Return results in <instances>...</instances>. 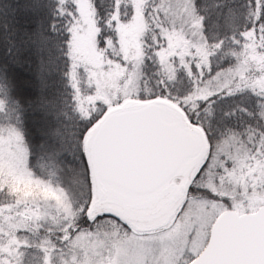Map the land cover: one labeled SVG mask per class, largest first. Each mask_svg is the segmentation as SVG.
I'll return each instance as SVG.
<instances>
[{"label": "trees", "instance_id": "obj_1", "mask_svg": "<svg viewBox=\"0 0 264 264\" xmlns=\"http://www.w3.org/2000/svg\"><path fill=\"white\" fill-rule=\"evenodd\" d=\"M191 1L203 38L193 47L179 43L156 3L138 0L141 29L130 34L133 0H86L95 69L114 75L133 69L137 81L129 98L171 102L204 131L207 157L188 194L205 193L209 171L222 166V156L215 165L212 159L225 139L247 146V157L232 163L251 185L247 190L257 191L264 187V84L258 72L264 0ZM77 20L75 0H0V123L19 133L32 176L62 190L71 205V214L45 218L41 207L1 189L0 264H42L46 258L53 264L77 233L101 238L105 230L121 229L113 215L88 216L94 181L83 140L120 96L105 93L102 77L78 61ZM127 45L133 49L126 51ZM234 70L240 71L227 85L207 90L220 73Z\"/></svg>", "mask_w": 264, "mask_h": 264}, {"label": "rangeland", "instance_id": "obj_2", "mask_svg": "<svg viewBox=\"0 0 264 264\" xmlns=\"http://www.w3.org/2000/svg\"><path fill=\"white\" fill-rule=\"evenodd\" d=\"M75 3L78 11L76 27H79L80 32L76 37L74 50L79 55L80 63L84 62L87 69L92 72L94 70L99 79L102 77L104 92L108 95L114 92L120 96L116 98L119 103L111 106L109 110L127 104L145 103L128 97L129 91L136 87L137 73L133 69L129 74L122 71L116 75L103 73L99 66V71L95 69V47L92 33L89 31L91 26L88 25L86 0H75ZM149 3H156L155 9L162 13L179 43L186 40L187 44L193 47L203 42L191 0H149ZM133 11V24L130 23L127 30L131 34L134 29L135 33L139 34L141 18L138 0H133ZM129 49H133V46L127 45L126 51ZM246 64L251 68L250 60ZM261 66L258 72L262 86L264 64ZM91 71L89 72L92 74ZM239 71L220 73L209 83L207 90L214 91L227 85ZM250 71L251 69L249 73ZM2 109L0 100V113ZM183 122L190 129L200 130L204 136V147L199 159L183 176V180L187 181L186 191L172 202L162 198L144 210H125L115 204L101 205L92 215H113L121 221V229L105 230L101 238L99 233H77L66 242L69 252L53 257V264H185L204 248L210 227L221 212L233 209L241 214L253 212L264 205V187L250 192L247 188L251 185L237 174L239 169L237 170L236 165L241 158L247 157V146L239 139H225L221 143L212 163L217 164V156H222L219 163L222 166L216 165L217 170L213 167L209 171L202 183L205 193L188 194L195 174L207 157L208 143L200 127L192 125L184 116ZM91 133L92 131H89L83 140L84 149L88 154L87 141ZM26 156V148L17 130L8 123H0V190L5 189L16 199L41 207L43 217L59 213L71 214V205L65 193L33 177L26 166ZM24 218L26 222L30 220L28 217ZM25 221H19L20 226L25 225ZM42 264H50V259H44Z\"/></svg>", "mask_w": 264, "mask_h": 264}, {"label": "water", "instance_id": "obj_3", "mask_svg": "<svg viewBox=\"0 0 264 264\" xmlns=\"http://www.w3.org/2000/svg\"><path fill=\"white\" fill-rule=\"evenodd\" d=\"M203 147L202 132L190 129L182 111L168 101L107 111L87 141L94 181L88 216L104 204L144 210L162 198L172 202L173 179L187 173ZM186 184L181 181L178 193ZM185 264H264V205L241 214L221 212L204 248Z\"/></svg>", "mask_w": 264, "mask_h": 264}, {"label": "flooded vegetation", "instance_id": "obj_4", "mask_svg": "<svg viewBox=\"0 0 264 264\" xmlns=\"http://www.w3.org/2000/svg\"><path fill=\"white\" fill-rule=\"evenodd\" d=\"M183 179L184 178L182 176V177H177V178L173 179V181H172V184H173V187H174V191L176 192L174 199H176L177 197L181 196L186 191V189H187V187H186L183 192L178 193L179 192V189H180L181 181H183Z\"/></svg>", "mask_w": 264, "mask_h": 264}]
</instances>
